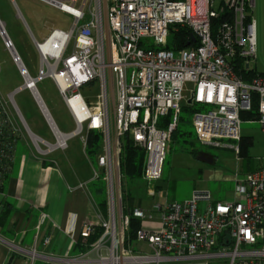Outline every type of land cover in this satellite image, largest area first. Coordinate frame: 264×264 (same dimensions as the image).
<instances>
[{"label": "built area", "instance_id": "1", "mask_svg": "<svg viewBox=\"0 0 264 264\" xmlns=\"http://www.w3.org/2000/svg\"><path fill=\"white\" fill-rule=\"evenodd\" d=\"M40 1L71 15L73 24L68 30L52 29L43 41L34 39L41 59L38 77L30 74L18 54L13 55L24 79L16 92H32L55 142L33 134L13 95L7 100L0 94V184L13 169L23 129L42 155L66 149L74 135H81L86 147L89 132L97 131L102 134V151L93 181L105 182L111 213L101 225L102 237L92 245L101 249L109 242L108 254L100 256L99 263L209 264L226 258L227 264H264V169L236 175L233 195L225 200L216 199L210 190L196 189L184 201L155 205L161 214L157 228L145 227L151 215L136 208L134 215L142 220L137 238L147 243L150 253L125 248L129 216L123 212L121 173L124 140L129 136L146 154L142 180L147 192L157 194L167 143L185 103L197 108L191 121L203 146L232 140L230 147L238 156L241 113L252 111L254 102L256 121L264 130V75L246 81L241 74L251 70L257 53L255 0H220L218 8L217 0ZM181 29L191 33L195 46L166 48ZM0 35L12 53L14 45L1 20ZM46 77L54 81L74 118L73 133L59 130L37 89L38 81ZM94 83L97 93L84 94L83 89ZM169 115L174 119L160 127ZM75 219L71 214L70 231ZM93 230L87 225L81 236L87 239Z\"/></svg>", "mask_w": 264, "mask_h": 264}, {"label": "rangeland", "instance_id": "2", "mask_svg": "<svg viewBox=\"0 0 264 264\" xmlns=\"http://www.w3.org/2000/svg\"><path fill=\"white\" fill-rule=\"evenodd\" d=\"M255 2L254 18L257 23V53L256 58L251 61V69L264 73V0H255ZM219 5L220 0H217L216 7L218 8ZM19 11L22 13L23 19L17 18ZM105 12L106 9L103 6V17H105ZM0 20L6 24L7 33H9L24 65L33 77H38L41 74V59L34 46L33 37L30 36L29 39L25 37L17 25L23 23L26 27L24 22H27L34 38L43 41L48 34L50 24L55 23L68 28L73 23L71 16L36 0H0ZM26 29L28 30L27 27ZM23 83L24 79L17 73L11 54L6 49L4 40L0 35L1 96L9 100V96L13 95V99L29 128L35 134L54 143L55 139L51 135L49 124L32 92L28 89L16 92V89ZM37 89L60 131L70 133L75 130L76 124L73 122L54 81L49 77L43 78L38 81ZM97 91L95 83L83 89L84 94L89 96L97 93ZM182 115L184 114L181 110L177 116L176 129L172 132L174 133L180 129L181 135L177 133L173 136L171 133L167 143L162 177L156 183L157 194L155 196L149 195L147 192L148 187L142 179L129 182L128 186L127 182L123 183L122 195L124 196L125 189L128 187L130 192L136 195V198L139 197L143 207L147 209H152L153 206L167 201L181 202L189 198L195 188L203 186L202 171L205 166H212L221 171L220 178L213 181L210 187L211 192L220 200L233 195L236 175L244 176L248 172L264 169V130L258 121L243 120L241 123V136L252 138V144L248 146L246 155L240 159L234 149L230 147L234 142L232 140H223L220 146L201 145L197 141L194 127L181 120ZM173 119L174 116L171 115V121ZM67 144L71 153L76 154L75 148L82 151L83 165V161L89 156L80 137L71 138ZM192 149L196 150V154L192 153ZM198 156L205 158L210 156L214 164L206 162ZM91 161L93 168H96V159ZM103 200L110 218L111 213L107 205L108 193L106 186ZM117 215L119 216V214ZM145 246V251L150 253V249L147 245ZM129 248L133 253H137L136 250L138 249L135 243L131 244ZM209 264H227V259H214Z\"/></svg>", "mask_w": 264, "mask_h": 264}, {"label": "crops", "instance_id": "3", "mask_svg": "<svg viewBox=\"0 0 264 264\" xmlns=\"http://www.w3.org/2000/svg\"><path fill=\"white\" fill-rule=\"evenodd\" d=\"M36 1L59 10L43 1ZM17 18L23 19L20 11ZM24 23L28 30L23 23L18 24V28L28 39L30 36L35 39L27 22ZM3 24L7 33L6 24ZM71 26L66 28L52 23L45 38L54 28L68 30ZM7 35L14 45L9 33ZM14 49L19 55L15 45ZM10 54L20 76V70L13 60V54L11 52ZM69 114L75 123L70 112ZM31 132L35 134L32 130ZM50 132L55 139L51 129ZM75 136H79L83 143L81 135L73 137ZM69 148L67 145L66 149L42 155L35 149L23 129L13 169L6 181L4 191L0 192V264H101L98 262L99 257L108 254L109 242H106L101 249H96L89 247L88 239L81 236L85 226L91 225L93 229L100 228L109 216L107 211L102 210L95 194L94 168L91 159L87 158L88 160L83 161L82 165V151L75 148V154L69 152ZM206 158L212 159L210 156ZM220 176L221 171L218 168L205 166L202 171L204 184L194 190H210L213 181ZM213 195L217 199L214 193ZM134 196L136 206L151 215V219L145 221L143 225L157 228L161 221L160 212L154 210V206L152 209L143 207L139 197ZM2 213H5L4 218H1ZM71 214L76 215L72 231H70ZM47 239H50L49 244L45 243ZM145 245L147 243L136 241L135 246L138 249L136 251L144 252ZM147 247L149 248L148 245ZM33 254L36 256L33 257Z\"/></svg>", "mask_w": 264, "mask_h": 264}, {"label": "trees", "instance_id": "4", "mask_svg": "<svg viewBox=\"0 0 264 264\" xmlns=\"http://www.w3.org/2000/svg\"><path fill=\"white\" fill-rule=\"evenodd\" d=\"M218 22V21H215ZM195 45L191 44V33L186 29L179 30L178 33L174 34L171 41L166 45V48L172 50H183L186 48L194 47ZM241 63H239V67H241ZM239 72V70H237ZM241 74L246 81H250L253 77L257 75H264V73H259L254 69L251 70H242ZM257 103L254 102L253 110L250 112H242L241 118L244 121H254L257 116ZM197 110L195 105L185 103L182 107V112L184 115L181 116V120H184L187 124L192 125L191 117L193 112ZM190 115V117H188ZM171 121V115L162 120V123L159 124L160 127L165 126L167 122ZM180 129L176 132L172 133L173 136L177 133H180ZM184 134V133H183ZM181 135V133H180ZM187 142V141H185ZM252 144V138L250 137H241L239 141V155L238 157L242 159L246 155V151L249 145ZM20 145V144H19ZM17 147V151L19 148ZM85 150L91 160L96 159L97 156L102 151V134L97 131H90L88 134V141ZM17 153V152H16ZM192 153L196 154V150L192 149ZM146 162V154L143 149L136 146L133 141L129 138V136L125 137L123 151H122V159H121V173L123 177V183L127 182V186L129 182L139 181L142 179L143 170ZM11 172L6 173L2 178V183L0 184V192L4 191L6 181ZM126 180V181H125ZM94 184L96 186L95 194L98 197L100 205L103 211H107L105 206V202L103 197L105 196V182L102 179L94 180ZM123 197V212L124 215L129 216V228L125 234V248L130 249L129 246L131 244L138 241L137 233L141 229L142 220L134 215V210L138 208L136 206V200L134 194H132L128 187H126ZM6 207V205H5ZM140 208V207H139ZM5 211V210H4ZM1 218L5 217V213L1 215ZM104 229L96 228L93 230V233L87 238L88 246L91 247L95 244L103 235Z\"/></svg>", "mask_w": 264, "mask_h": 264}, {"label": "water", "instance_id": "5", "mask_svg": "<svg viewBox=\"0 0 264 264\" xmlns=\"http://www.w3.org/2000/svg\"><path fill=\"white\" fill-rule=\"evenodd\" d=\"M6 40H8V37L5 38ZM12 54L13 55H17V52L15 49H12ZM203 160H205L206 162H209V163H213V160L212 159H208V158H205V157H201Z\"/></svg>", "mask_w": 264, "mask_h": 264}, {"label": "bare ground", "instance_id": "6", "mask_svg": "<svg viewBox=\"0 0 264 264\" xmlns=\"http://www.w3.org/2000/svg\"><path fill=\"white\" fill-rule=\"evenodd\" d=\"M48 113V112H47ZM64 140V136L63 137H60V142H62ZM110 262L112 263H116L117 262V259L116 258H111L110 259Z\"/></svg>", "mask_w": 264, "mask_h": 264}, {"label": "flooded vegetation", "instance_id": "7", "mask_svg": "<svg viewBox=\"0 0 264 264\" xmlns=\"http://www.w3.org/2000/svg\"><path fill=\"white\" fill-rule=\"evenodd\" d=\"M198 157H200V158H201L202 156H198Z\"/></svg>", "mask_w": 264, "mask_h": 264}]
</instances>
